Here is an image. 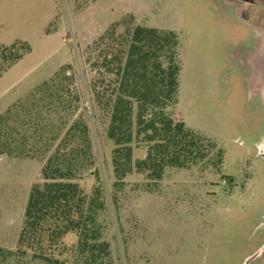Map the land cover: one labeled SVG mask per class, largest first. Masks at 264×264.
<instances>
[{
  "label": "rangeland",
  "instance_id": "374dc122",
  "mask_svg": "<svg viewBox=\"0 0 264 264\" xmlns=\"http://www.w3.org/2000/svg\"><path fill=\"white\" fill-rule=\"evenodd\" d=\"M210 3L0 0V42L25 40L30 45L0 76V113L62 64L76 68L73 84L98 166L96 173L86 171L76 180L89 198L100 190L104 210L98 219L110 264H244L261 240L252 231L264 207V165L251 147L264 132L262 112L259 105L252 107L241 79L227 66L234 22L216 18ZM127 13L136 18L131 26L139 22L177 34L181 69L178 101L171 109L177 120L214 143L201 161L186 168L168 166L155 182L135 169L117 180L108 117L94 104L90 89L93 70L85 47ZM122 19L119 31L128 17ZM141 155L142 149L134 151V157ZM43 161L0 154V247H16L28 192L40 179ZM63 240L70 252L77 235L69 232ZM250 264H264V257Z\"/></svg>",
  "mask_w": 264,
  "mask_h": 264
},
{
  "label": "trees",
  "instance_id": "16d2710c",
  "mask_svg": "<svg viewBox=\"0 0 264 264\" xmlns=\"http://www.w3.org/2000/svg\"><path fill=\"white\" fill-rule=\"evenodd\" d=\"M124 17L127 24L119 31ZM122 18L85 47L93 70L90 89L108 117L117 180L135 169L155 182L168 166L201 161L214 143L177 120L171 109L181 69L177 34L138 21L131 26L136 18L130 13ZM29 51L25 40L0 42V76ZM75 72L74 64H62L0 113V154L44 158L40 179L28 192L16 247H0V264H110L98 219L104 210L100 190L89 198L76 180L98 166ZM138 148L143 155L134 157ZM69 232L77 235L70 252L63 240Z\"/></svg>",
  "mask_w": 264,
  "mask_h": 264
},
{
  "label": "flooded vegetation",
  "instance_id": "af4514ba",
  "mask_svg": "<svg viewBox=\"0 0 264 264\" xmlns=\"http://www.w3.org/2000/svg\"><path fill=\"white\" fill-rule=\"evenodd\" d=\"M210 8L215 16L228 22H234V43L228 44L227 66L230 72L236 73L246 90L247 100L252 107L259 105V114L264 126V0H211ZM235 75V74H234ZM236 143L241 144L239 140ZM264 132L253 141L255 157L264 165ZM264 205V204H263ZM261 219L254 221L253 237L259 236V244L253 253L247 254L244 264L264 257V207ZM259 216V215H258Z\"/></svg>",
  "mask_w": 264,
  "mask_h": 264
},
{
  "label": "crops",
  "instance_id": "0c3cea01",
  "mask_svg": "<svg viewBox=\"0 0 264 264\" xmlns=\"http://www.w3.org/2000/svg\"><path fill=\"white\" fill-rule=\"evenodd\" d=\"M211 9V8H210ZM212 11V10H211ZM214 13V12H213ZM215 14V13H214ZM216 17V16H215ZM216 18H218V17H216ZM218 19H221V18H218ZM224 20V19H223ZM230 23V22H229ZM224 58V57H223ZM222 58V59H223ZM14 66V65H13ZM11 68H9L8 70H6L4 73H8L9 72V70H10Z\"/></svg>",
  "mask_w": 264,
  "mask_h": 264
}]
</instances>
